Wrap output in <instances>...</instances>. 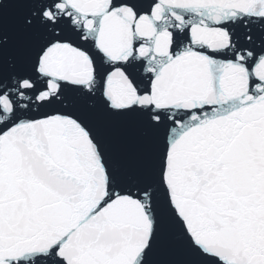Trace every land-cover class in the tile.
Masks as SVG:
<instances>
[{
	"label": "snow or ice",
	"instance_id": "6c2138e0",
	"mask_svg": "<svg viewBox=\"0 0 264 264\" xmlns=\"http://www.w3.org/2000/svg\"><path fill=\"white\" fill-rule=\"evenodd\" d=\"M0 264H264V0H0Z\"/></svg>",
	"mask_w": 264,
	"mask_h": 264
}]
</instances>
